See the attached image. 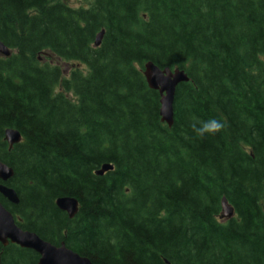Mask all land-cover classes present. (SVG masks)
<instances>
[{
    "label": "trees",
    "instance_id": "trees-1",
    "mask_svg": "<svg viewBox=\"0 0 264 264\" xmlns=\"http://www.w3.org/2000/svg\"><path fill=\"white\" fill-rule=\"evenodd\" d=\"M82 1L0 0V161L20 200L3 206L92 264H264V0ZM58 60L83 67L64 76ZM148 62L189 78L172 128ZM212 118L221 130L197 136ZM7 129L22 136L11 150ZM0 254L39 262L16 245Z\"/></svg>",
    "mask_w": 264,
    "mask_h": 264
},
{
    "label": "water",
    "instance_id": "water-1",
    "mask_svg": "<svg viewBox=\"0 0 264 264\" xmlns=\"http://www.w3.org/2000/svg\"><path fill=\"white\" fill-rule=\"evenodd\" d=\"M104 37L102 31L95 40V48L101 46ZM0 56L9 58L11 51L0 41ZM144 77L151 90L160 94V117L163 124L172 128L174 125V101L176 90L179 85L189 82L185 71L179 69H160L151 62L144 66ZM3 140L8 144L11 150L15 145L21 143L22 136L19 131L7 129L3 133ZM113 170V166L104 165L96 172L97 176H104ZM14 172L11 168L0 161V195L10 204L18 206L20 200L17 193L5 184L11 180ZM221 220H231L235 212L229 205L226 198L222 199ZM57 208L66 213L69 219H74L79 211V203L76 199L70 197L59 198L56 201ZM0 244L5 248L9 244L16 245L22 249L31 250L39 256L38 264H92V262L83 256H80L69 250L64 243L60 246L52 245L42 240L35 233L25 231L19 227L14 216L7 210L0 201ZM0 264L2 258L0 254Z\"/></svg>",
    "mask_w": 264,
    "mask_h": 264
},
{
    "label": "clouds",
    "instance_id": "clouds-1",
    "mask_svg": "<svg viewBox=\"0 0 264 264\" xmlns=\"http://www.w3.org/2000/svg\"><path fill=\"white\" fill-rule=\"evenodd\" d=\"M220 120L212 118L205 122H200L199 126L193 125L194 131L197 136L203 137L205 135H214L222 128Z\"/></svg>",
    "mask_w": 264,
    "mask_h": 264
},
{
    "label": "rangeland",
    "instance_id": "rangeland-1",
    "mask_svg": "<svg viewBox=\"0 0 264 264\" xmlns=\"http://www.w3.org/2000/svg\"><path fill=\"white\" fill-rule=\"evenodd\" d=\"M69 6L73 8L89 7L90 3L82 0H64ZM52 64L58 65L62 68L64 76H68L72 70L81 68L83 66L76 63H67L64 61H52Z\"/></svg>",
    "mask_w": 264,
    "mask_h": 264
}]
</instances>
